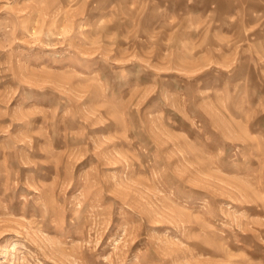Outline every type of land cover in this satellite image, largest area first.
Returning <instances> with one entry per match:
<instances>
[{
    "label": "rangeland",
    "instance_id": "obj_1",
    "mask_svg": "<svg viewBox=\"0 0 264 264\" xmlns=\"http://www.w3.org/2000/svg\"><path fill=\"white\" fill-rule=\"evenodd\" d=\"M0 264H264V0H0Z\"/></svg>",
    "mask_w": 264,
    "mask_h": 264
}]
</instances>
